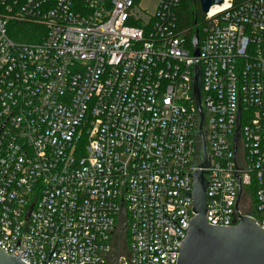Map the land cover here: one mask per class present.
<instances>
[{"label": "built area", "instance_id": "1", "mask_svg": "<svg viewBox=\"0 0 264 264\" xmlns=\"http://www.w3.org/2000/svg\"><path fill=\"white\" fill-rule=\"evenodd\" d=\"M140 1L0 0V249L25 264H176L199 169L209 225L264 230V0L202 14L198 55L182 0Z\"/></svg>", "mask_w": 264, "mask_h": 264}, {"label": "water", "instance_id": "2", "mask_svg": "<svg viewBox=\"0 0 264 264\" xmlns=\"http://www.w3.org/2000/svg\"><path fill=\"white\" fill-rule=\"evenodd\" d=\"M222 4L223 0H199V10L205 15L212 7ZM192 45L194 54L198 55V30L193 33ZM199 87V68H196L193 95L199 116L197 134L201 139L202 164L199 168L202 169L209 166V161L205 158L204 112L200 106ZM237 126L238 131L239 124ZM237 138L238 134L235 136L234 150ZM191 176L194 179L191 193L194 217L186 227L187 236L180 244L176 264H264V230L252 218L241 214L235 216L231 227L209 225L205 221L207 181L200 169ZM0 264L25 263L0 249Z\"/></svg>", "mask_w": 264, "mask_h": 264}, {"label": "trees", "instance_id": "3", "mask_svg": "<svg viewBox=\"0 0 264 264\" xmlns=\"http://www.w3.org/2000/svg\"><path fill=\"white\" fill-rule=\"evenodd\" d=\"M191 0H182L181 8L179 9L180 16L183 18L180 26L187 28L189 32L199 29L201 14L198 7V3L196 5L191 6ZM234 4L237 5L240 2L245 0H233ZM196 19V21H195ZM195 21V23H193Z\"/></svg>", "mask_w": 264, "mask_h": 264}, {"label": "rangeland", "instance_id": "4", "mask_svg": "<svg viewBox=\"0 0 264 264\" xmlns=\"http://www.w3.org/2000/svg\"><path fill=\"white\" fill-rule=\"evenodd\" d=\"M158 1L159 0H141L140 1V5L142 8H144L147 12H154L157 4H158ZM196 3H198V7H199V0H191L190 1V4L191 6L193 5H196ZM201 14V13H200ZM201 19H202V14H201ZM183 18L181 17V22H182ZM125 243H126V239H124L122 241V248H121V251L123 252L124 251V246H125Z\"/></svg>", "mask_w": 264, "mask_h": 264}, {"label": "bare ground", "instance_id": "5", "mask_svg": "<svg viewBox=\"0 0 264 264\" xmlns=\"http://www.w3.org/2000/svg\"><path fill=\"white\" fill-rule=\"evenodd\" d=\"M219 7H221V6H219ZM219 7H213L211 10H215V9H217V8H219Z\"/></svg>", "mask_w": 264, "mask_h": 264}]
</instances>
